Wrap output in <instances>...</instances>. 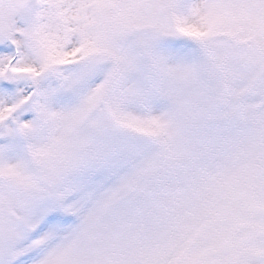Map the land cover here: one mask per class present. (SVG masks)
Returning <instances> with one entry per match:
<instances>
[{
  "label": "snow or ice",
  "instance_id": "snow-or-ice-1",
  "mask_svg": "<svg viewBox=\"0 0 264 264\" xmlns=\"http://www.w3.org/2000/svg\"><path fill=\"white\" fill-rule=\"evenodd\" d=\"M0 264H264V0H0Z\"/></svg>",
  "mask_w": 264,
  "mask_h": 264
}]
</instances>
